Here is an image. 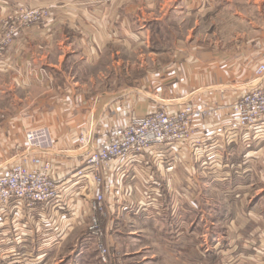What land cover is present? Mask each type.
Here are the masks:
<instances>
[{
	"label": "crops",
	"instance_id": "crops-1",
	"mask_svg": "<svg viewBox=\"0 0 264 264\" xmlns=\"http://www.w3.org/2000/svg\"><path fill=\"white\" fill-rule=\"evenodd\" d=\"M232 1L0 0V20L19 7L49 10L42 22L17 31L0 63V96L10 100L1 108L0 153H13L27 128L47 126L54 141L47 157L67 202L62 212L12 204L10 218L0 216V264H103L87 229V201L95 186L71 177L81 164L78 137L88 125L95 143H101L154 108L174 109L193 99L226 104L264 85V74H255L264 63V33L246 34L243 43L226 49L199 44L187 27L192 17L212 25L211 19L237 8ZM244 3L246 10L264 4ZM244 17L253 25L252 12ZM260 20L264 23V16ZM139 26L147 33L180 26L179 36L165 30L174 43L153 54L141 82L121 93H98L91 91L93 80L77 78V71L92 66L106 48L110 57L119 56L117 48L127 51L144 37ZM223 126L218 119L202 125L198 134L208 148L201 163L192 165L189 153L179 155L174 146H159L146 152L144 162L110 172L102 225L106 243L124 264H264V173L256 181L252 176L253 160H264V140L251 133L227 143ZM3 157L0 167L15 159ZM199 180L234 182L227 197L244 207L245 223L233 228L244 230V242L231 240V223L220 226L223 213L237 215L238 209L218 204L206 210L204 201L214 193H204ZM255 183L260 185L253 193ZM123 187L128 191L120 194Z\"/></svg>",
	"mask_w": 264,
	"mask_h": 264
},
{
	"label": "built area",
	"instance_id": "built-area-1",
	"mask_svg": "<svg viewBox=\"0 0 264 264\" xmlns=\"http://www.w3.org/2000/svg\"><path fill=\"white\" fill-rule=\"evenodd\" d=\"M47 14L44 8H20L6 16L0 36V58L21 27L38 24ZM255 74H264V63L256 66ZM215 119L223 122L222 131L228 137L227 143L251 133L257 140H264V85L245 90L234 102L226 104L192 100L174 109L154 108L143 117L118 127L114 135L101 143H95L91 125L80 132L81 164L71 177L85 179V185L92 180L95 186L93 197L87 201V229L95 239L103 264H124L121 256L112 252L106 243L102 225V219L106 217V194L110 192L109 173L115 166L122 170L128 162H144L146 152L159 146H174L177 154L188 152L201 163L208 145L198 133L202 132L203 124L211 126ZM23 139L25 147L21 154L0 167V216L9 219L12 204L29 210L50 207L62 212L67 205L63 187L52 176V162L47 157L54 146L50 129L47 126L29 128ZM122 179L120 176L119 185H122ZM121 190L120 194L128 191L126 187Z\"/></svg>",
	"mask_w": 264,
	"mask_h": 264
},
{
	"label": "rangeland",
	"instance_id": "rangeland-1",
	"mask_svg": "<svg viewBox=\"0 0 264 264\" xmlns=\"http://www.w3.org/2000/svg\"><path fill=\"white\" fill-rule=\"evenodd\" d=\"M262 2L264 3V0H262ZM232 3L235 4L237 8L236 9L230 8L231 10L223 11L220 14V16L211 19L213 21L212 25H210L208 21L206 23L205 22L203 23L200 20L194 22L195 17H192L191 24L187 27L189 30H191V35L192 36L194 35L195 38H198L196 40L199 44L215 43L220 48L224 47L226 49L229 48L231 49L243 43L244 39L246 38V34L250 36L252 34L255 35L258 33H264V23H262V21L260 20V18L264 16V4L263 5L259 4L258 7H254L252 10L250 8H247L246 10L244 0H240V1L233 0ZM20 8L22 7H19L18 9ZM15 12H17V10H15ZM47 12L48 14L47 16H45L46 18L49 15V10H47ZM251 12L253 13V17H252L253 25H250L248 22H245V17H244L245 15L247 16L248 14L250 15ZM6 18L7 17L4 16V18L0 20V36L3 35V27H4L3 24ZM148 27L150 29L152 28V26H148ZM139 29H141L140 26ZM165 30H168L167 34L168 33L170 34L172 31L173 33H171V35L173 34L179 36L180 34V26L177 27L172 26L170 28L164 26V28H159V31L157 30L155 33L154 32L147 33V30L143 28L141 29V31H145V35H143L144 37L140 38L135 43L131 42V45L128 46L127 51L122 52L121 51L122 48L116 47L117 50L119 51V56L114 55L113 57H110L108 55V49L106 48L105 55L99 58V60L96 61L92 66L83 65V69L77 71L76 73L77 78L81 81L83 80L88 81V79L93 80L94 85L93 87H91V91L98 93L104 92L105 90L110 91L111 93H117V92L121 93L124 90H126L127 87L136 86L140 81V78L143 75H145V72L149 69L150 66L149 64L152 62L153 54L155 52L158 53L160 51H163L164 48L166 49L172 47L174 42L173 40L165 37L166 34ZM212 32L215 33L214 37H212L211 34ZM192 36L191 38H193ZM122 56L124 57L123 62H122L123 59ZM4 57L5 56L0 58V63L3 62ZM71 64L73 63L71 62ZM9 101L10 100H7L4 96H0V110L3 109L4 105H8ZM4 113H5L4 110L0 112V122L2 119H4L3 116ZM144 115H142L141 117H143ZM24 147H25L24 139L22 138L20 142L14 143L13 153L10 154L0 153V160L4 159L3 156L15 157L16 155L21 154V152L24 150ZM241 155L242 154L239 155L240 159H241ZM190 158L192 165L199 163V161L195 160L193 157L190 156ZM10 161H13V159ZM114 171H117L116 168L112 170V172ZM260 171L264 173V160L261 157L260 158L258 157L257 160L255 159L253 160V169H252L253 181L258 180V177L261 176ZM115 173L117 174V172ZM240 180L241 178L237 177V181ZM199 181L198 182L200 186L204 188V193L207 192L214 193V195L209 194V197H206L204 201V206L206 210L212 209L214 206L215 207L216 205L218 206V204H220L221 207L224 209H228V207H231V209H238V212L244 209L243 206H240L241 203L233 202L229 200V197H227V193L231 189L232 191H234L235 188L234 182H231L229 180H224L221 182V184L212 185V184H203L201 180ZM259 185L260 184L255 183L254 186H252L253 188L252 191H254L253 193L258 191L257 190L258 188L256 187L257 186L259 187ZM123 190L124 187L121 191ZM239 192L244 193L243 189H241ZM217 195H220L218 201L216 200ZM242 197H244V194H242L241 198ZM230 223L232 225L230 226L232 228L230 230V232L232 233L230 234L231 240L244 242L245 241L244 230L241 229V232L240 231L236 232L237 229L236 227L234 229L235 231L233 230L234 226L241 227L245 223L243 213L240 212L237 213V215L231 213L230 216L223 213V216L221 217L220 226L227 228V226H229ZM237 233H238V237L235 240V235ZM221 236L222 237L217 240L221 241V239L224 238L223 234H221Z\"/></svg>",
	"mask_w": 264,
	"mask_h": 264
}]
</instances>
